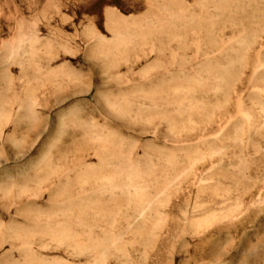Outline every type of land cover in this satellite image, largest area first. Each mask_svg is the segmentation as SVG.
<instances>
[{"label": "rangeland", "instance_id": "374dc122", "mask_svg": "<svg viewBox=\"0 0 264 264\" xmlns=\"http://www.w3.org/2000/svg\"><path fill=\"white\" fill-rule=\"evenodd\" d=\"M0 264H264V0H0Z\"/></svg>", "mask_w": 264, "mask_h": 264}]
</instances>
